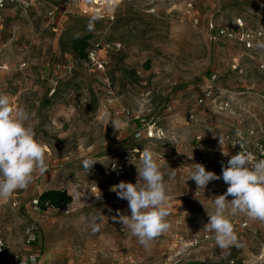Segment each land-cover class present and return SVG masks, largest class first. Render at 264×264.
Wrapping results in <instances>:
<instances>
[{
	"label": "rangeland",
	"instance_id": "1",
	"mask_svg": "<svg viewBox=\"0 0 264 264\" xmlns=\"http://www.w3.org/2000/svg\"><path fill=\"white\" fill-rule=\"evenodd\" d=\"M238 20L246 30L264 31V0H42L26 13L5 11L0 93L27 111L48 165L27 189L0 199V234L12 258L33 235L35 264H264V222L229 216L239 247L221 250L205 240V208L214 211V198L228 185L220 179L198 191L189 179L202 155L206 170L221 174L229 149L211 137L264 133V48L211 39ZM73 37L91 48L121 49L102 52L104 69L97 71L70 53ZM210 84L214 101L199 104ZM143 147L158 154L172 206L170 230L149 249L112 219L117 210L131 214L111 189L137 182L134 163ZM87 158L97 160L89 172L82 166ZM49 190L65 191L73 202L40 211L37 200ZM93 216L101 225L95 234Z\"/></svg>",
	"mask_w": 264,
	"mask_h": 264
},
{
	"label": "clouds",
	"instance_id": "2",
	"mask_svg": "<svg viewBox=\"0 0 264 264\" xmlns=\"http://www.w3.org/2000/svg\"><path fill=\"white\" fill-rule=\"evenodd\" d=\"M93 26V20H90L89 30ZM258 47L264 48V42ZM28 119L29 114L24 108L14 109L9 95L0 93V199L9 198L16 190L27 189L36 174L48 171L46 145L36 139L34 130L27 125ZM110 121L117 130L120 121ZM219 142L223 144L222 137H219ZM237 144L241 150L232 155L226 164L222 163L220 175L206 170L201 163H195L189 178L195 181L198 191L215 180L222 179L228 185L226 192L214 198V211L209 212L205 208L209 219L204 229L214 233L215 244L221 250L240 246L229 216L242 214L253 221L264 222V159L256 160L244 150L242 143ZM137 151L139 163H134L137 182L121 181L111 189L118 199L128 202L131 214L124 215L117 210L112 219L136 237L145 249H149L156 238L170 230L167 218L172 206L158 154L149 147ZM96 162L87 158L82 161V166L89 172ZM175 175L172 169L170 179ZM229 196L232 199L229 200ZM96 198H102L100 191ZM98 219L96 216L90 218L89 226L93 234L100 230Z\"/></svg>",
	"mask_w": 264,
	"mask_h": 264
},
{
	"label": "built area",
	"instance_id": "3",
	"mask_svg": "<svg viewBox=\"0 0 264 264\" xmlns=\"http://www.w3.org/2000/svg\"><path fill=\"white\" fill-rule=\"evenodd\" d=\"M42 0H0V28L2 27V23L4 20L5 11L9 7H14L18 9L22 13L28 12L34 5L39 3ZM58 8H54L52 12L49 13V17H53L58 12ZM213 41L216 40H227L233 41L237 40L244 46L247 51L259 50L258 44L264 42V31L263 30H246L243 22L241 20L237 21V24L233 28H220L217 30L215 36L211 37ZM121 49L120 44L114 45H105V46H94L89 52L87 61L88 63L97 71H102L104 69V60L100 57L102 52L109 51H119ZM264 69V66H261ZM235 70L239 71V73H243L241 69L235 66ZM216 89L214 85H208L205 88L203 98H201L198 103L203 104L206 100L215 99ZM228 104H225V108H228ZM129 115V113H127ZM193 115L191 118L193 119ZM136 121L143 122L139 117L135 118ZM223 138V146H226L230 151L228 155H223L221 158V162L226 164L228 159L232 155L237 154L241 148L239 144L242 143L244 145V150L251 153L256 160L264 159V133H262L258 138L255 137L253 133H236V134H224L219 136ZM219 137H211V141L213 144H219ZM202 137H197L198 141H201ZM201 148V146H200ZM128 158L125 157L126 161ZM206 156L202 155L199 159V163L203 164L206 161ZM121 168L113 164L112 171L116 174L117 177L120 175ZM248 224L245 222L242 227H247ZM205 240H214V233L205 232L204 236ZM35 243V237L33 235H28L23 243L21 253L12 258V255L9 252V245L6 239L0 234V264H35V256H33L32 246Z\"/></svg>",
	"mask_w": 264,
	"mask_h": 264
},
{
	"label": "trees",
	"instance_id": "4",
	"mask_svg": "<svg viewBox=\"0 0 264 264\" xmlns=\"http://www.w3.org/2000/svg\"><path fill=\"white\" fill-rule=\"evenodd\" d=\"M217 33V32H216ZM91 46L86 39H80L73 37L70 40L69 51L71 54H75L81 59L87 60L88 52L91 50ZM261 49V47L259 48ZM256 50H253V52ZM73 202V199L65 191L49 190L43 192L38 200L37 207L40 211H59L69 206Z\"/></svg>",
	"mask_w": 264,
	"mask_h": 264
},
{
	"label": "crops",
	"instance_id": "5",
	"mask_svg": "<svg viewBox=\"0 0 264 264\" xmlns=\"http://www.w3.org/2000/svg\"><path fill=\"white\" fill-rule=\"evenodd\" d=\"M230 151V150H229Z\"/></svg>",
	"mask_w": 264,
	"mask_h": 264
}]
</instances>
